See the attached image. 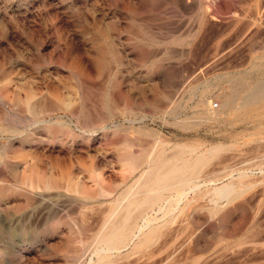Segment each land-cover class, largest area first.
I'll list each match as a JSON object with an SVG mask.
<instances>
[{"label": "rangeland", "instance_id": "rangeland-1", "mask_svg": "<svg viewBox=\"0 0 264 264\" xmlns=\"http://www.w3.org/2000/svg\"><path fill=\"white\" fill-rule=\"evenodd\" d=\"M263 78L264 0H0V264H88L172 153L207 157L97 264H264V98L226 102Z\"/></svg>", "mask_w": 264, "mask_h": 264}, {"label": "bare ground", "instance_id": "bare-ground-1", "mask_svg": "<svg viewBox=\"0 0 264 264\" xmlns=\"http://www.w3.org/2000/svg\"><path fill=\"white\" fill-rule=\"evenodd\" d=\"M237 84L238 83L235 85ZM242 90V93L237 96L233 95L232 98L226 102L230 105H233L235 100H239L234 106L237 109H240L263 99L264 80H256L249 87L243 88ZM219 147L215 146V148L211 149L212 151H215ZM206 157V154L198 153L194 157H185L179 160V156L172 153L169 157L167 155L165 160L145 170L134 182L135 184L127 189L120 198H118L121 199L117 200L118 206H116L115 209L110 212V215L105 220L104 228H102L97 235V246L94 248L95 250L93 252V256L91 257L90 261L88 260V264H97L98 262L102 261V258H106L112 253H116L118 250L120 251V247L122 245L129 242V240L133 241V238L136 237L137 233L134 236L135 228H140L141 231L146 230V233L145 235H142V238H140V236L139 240L132 243L134 244L132 249H136L144 242H148L154 236L157 225L155 219L152 218L151 215H147L146 209L162 202L163 192L166 189H175L177 194L168 201V206L165 209H163V206L161 209L168 211L169 205L173 200L178 203L181 200V197L186 193L184 190L185 185H189L193 182L194 177L204 164ZM133 167V164H131V169H133ZM38 184L39 183L36 185ZM30 186L36 187L33 184H30ZM46 186L49 185L47 184ZM196 186L197 184H193L191 187ZM37 187L40 186L38 185ZM240 187L236 186L234 182H231V184H226L221 188L217 187L213 193L218 196V200L219 198L222 199L224 196L225 198H228L226 202H230L231 199L233 200V198L241 192ZM222 207L223 205L217 206L218 209H222ZM79 227L82 229L81 226ZM94 255L96 259H94Z\"/></svg>", "mask_w": 264, "mask_h": 264}, {"label": "built area", "instance_id": "built-area-1", "mask_svg": "<svg viewBox=\"0 0 264 264\" xmlns=\"http://www.w3.org/2000/svg\"><path fill=\"white\" fill-rule=\"evenodd\" d=\"M216 105H217V102H216V101H214V102H212V103L210 104L211 107H214V106H216Z\"/></svg>", "mask_w": 264, "mask_h": 264}]
</instances>
